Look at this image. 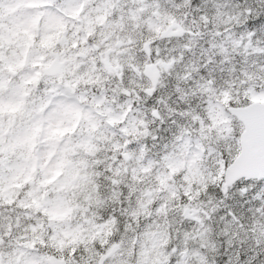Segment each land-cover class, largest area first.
Instances as JSON below:
<instances>
[{"label":"snow or ice","instance_id":"1","mask_svg":"<svg viewBox=\"0 0 264 264\" xmlns=\"http://www.w3.org/2000/svg\"><path fill=\"white\" fill-rule=\"evenodd\" d=\"M0 264H264V0H0Z\"/></svg>","mask_w":264,"mask_h":264}]
</instances>
